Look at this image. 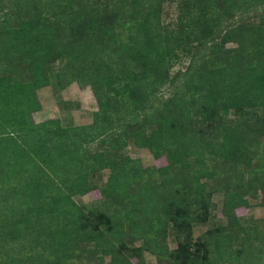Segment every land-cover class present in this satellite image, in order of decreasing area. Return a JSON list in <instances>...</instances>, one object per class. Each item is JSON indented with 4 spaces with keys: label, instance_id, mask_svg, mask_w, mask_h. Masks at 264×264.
I'll return each mask as SVG.
<instances>
[{
    "label": "trees",
    "instance_id": "16d2710c",
    "mask_svg": "<svg viewBox=\"0 0 264 264\" xmlns=\"http://www.w3.org/2000/svg\"><path fill=\"white\" fill-rule=\"evenodd\" d=\"M73 83L89 123L68 106L32 120L40 89ZM215 193L226 223L194 238ZM259 195L264 0H0V264H264V232L236 214Z\"/></svg>",
    "mask_w": 264,
    "mask_h": 264
},
{
    "label": "rangeland",
    "instance_id": "374dc122",
    "mask_svg": "<svg viewBox=\"0 0 264 264\" xmlns=\"http://www.w3.org/2000/svg\"><path fill=\"white\" fill-rule=\"evenodd\" d=\"M168 11L173 12V8L169 7L167 8ZM181 67V65H177L172 72H174L176 69ZM82 87L78 86L76 83H73L67 92H65L64 97L70 100L79 101L81 106L83 107V110L80 111L79 105L77 106V110L72 113V117L74 122L76 123H82L86 124L88 121L84 118L86 112H90L93 110H96V102L93 98V95L89 89V87ZM41 92H46L44 94H41ZM40 93V94H39ZM47 93L52 97L51 89L50 88H43L39 92H37L38 100L39 102L44 105V109L41 112H37L32 114V119L34 122H41L44 120H47L49 118H62L60 115V112L56 109H54L52 101L48 98ZM83 112V113H82ZM132 159H139L141 162V165L143 167H150V166H156V167H163L166 165L165 158L161 157L159 159H154L150 153L145 149H136L133 147H129L126 152ZM108 175V171H103L101 173L100 179L102 181H105L106 177ZM100 199V194L98 190H94L85 196L82 197H75L73 200L79 204V205H89L93 204L94 202L98 201ZM260 201V195L258 199L256 200H250V207L248 209H237L236 214L239 217L241 221H246L248 224L252 225L255 224L259 228V231L264 232V209L258 205ZM212 203H213V209L210 215L214 216V218H210L209 222L205 225H201L198 227L193 228V237H198L201 233L205 232L206 230L219 226L224 225L226 223V220L221 215V207H222V195L215 193L212 195ZM167 244L170 249L175 248V243L172 238V235H169L167 238ZM135 246H140L141 242H137L134 244ZM103 261L99 262L98 259L93 258H87V254L84 255L82 259H79L77 261H74L72 264H105L109 261V257H103ZM131 264H159L155 257L150 255L147 252L142 253L141 261H138V258L136 256L130 257ZM264 263V260L262 261Z\"/></svg>",
    "mask_w": 264,
    "mask_h": 264
},
{
    "label": "crops",
    "instance_id": "0c3cea01",
    "mask_svg": "<svg viewBox=\"0 0 264 264\" xmlns=\"http://www.w3.org/2000/svg\"><path fill=\"white\" fill-rule=\"evenodd\" d=\"M72 85V84H71ZM70 85V86H71ZM70 86H68L66 89H64L60 94H59V96H58V99L56 100V98L54 97V95H53V93H52V91H51V94H52V97H50V95L47 93V96H48V98L52 101V103H53V106H54V109H56V110H58L59 112H60V110H59V108H61V106H63V108H64V106H68L70 109H71V111H70V116L72 117V113L73 112H75V110H77V109H79L80 108V111H82L83 110V107L81 106V104L79 103V101H75V100H70V99H67L66 97H64V95H65V92H67L68 90H69V87ZM81 89H83V88H81ZM40 90H42V89H40ZM39 90V91H40ZM38 91V92H39ZM44 93H46V92H41V94H44ZM40 94V93H39ZM40 105H41V110L40 111H38V112H41L44 108L43 107H45L44 105H42L41 103H40ZM79 105V108H77V106ZM84 111V110H83ZM96 110H93V111H88V112H86V114H85V116H84V118L88 121L87 123H89L90 122V119H91V113H93V112H95ZM37 113V112H36ZM83 113V112H82ZM60 116V115H59ZM49 119H54V118H49ZM72 119H73V117H72ZM33 120V119H32ZM48 120V119H47ZM34 121V120H33ZM45 121V120H44ZM74 121V120H73ZM41 122H43V121H41ZM35 123H39V122H35ZM86 123V124H87ZM74 124L75 125H82V123H76V122H74Z\"/></svg>",
    "mask_w": 264,
    "mask_h": 264
}]
</instances>
